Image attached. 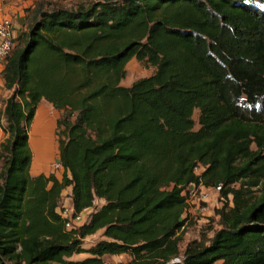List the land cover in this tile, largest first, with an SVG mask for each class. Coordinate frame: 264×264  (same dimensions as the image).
I'll use <instances>...</instances> for the list:
<instances>
[{
  "label": "trees",
  "instance_id": "obj_1",
  "mask_svg": "<svg viewBox=\"0 0 264 264\" xmlns=\"http://www.w3.org/2000/svg\"><path fill=\"white\" fill-rule=\"evenodd\" d=\"M26 25L3 71L0 264H264V0H36ZM134 58L155 72L123 85ZM43 99L61 112L62 179L31 172ZM192 183L227 200L182 253ZM66 188L76 213L104 201L72 230Z\"/></svg>",
  "mask_w": 264,
  "mask_h": 264
},
{
  "label": "rangeland",
  "instance_id": "obj_2",
  "mask_svg": "<svg viewBox=\"0 0 264 264\" xmlns=\"http://www.w3.org/2000/svg\"><path fill=\"white\" fill-rule=\"evenodd\" d=\"M44 1L49 2L54 6L70 8V7H75L79 3L88 4L96 0H44ZM154 72H155L154 67L146 66L134 58L127 64V75L125 79L122 81V84L126 86H130L138 79L148 77L152 75ZM8 93L11 94L10 91ZM42 103L50 105V107L52 106L46 100H43ZM56 111L61 113L59 110H56ZM52 113H54L53 108H52ZM199 114H200L199 110H195L194 115H193V118L196 123L195 129H198L200 127ZM57 139L58 137L56 135V128H55L54 120H52V122L49 124L48 120L46 122L44 119L39 118L35 121L33 126H31L30 144H31V147L33 148L32 149L33 150V161H36L35 159H37L36 162L40 163L39 165L40 168L38 169L36 168L37 166L36 162L34 163L35 166L32 165L31 172L33 175H38L41 173H45L49 175L51 173H57V171H61V169L56 170L53 166L54 162L58 160ZM38 143L39 145H37ZM34 155L36 157L35 159H34ZM197 196L201 197L200 190L198 191ZM69 198H70V188H66L63 193L62 204L70 205L71 200ZM103 203L104 201L102 199H96L94 201L93 207L86 209L84 213L85 214L87 213L90 215L91 212L101 207ZM189 203L190 204H188L187 211L184 214V218H186V224H185V229H184L185 233L183 236V241L180 244L182 253L184 252L187 244L195 239L205 241L208 244L210 238L214 235V233L221 228V225L219 222V216L216 214V211L219 207L223 205V202L215 199L213 201H210V200H208V202L201 201L200 203L193 204L191 200L189 199ZM58 212H59V209H58ZM104 238L105 237L103 236V230L97 232L96 234L87 236L85 239H83V244H82L84 249H86L87 252H84L81 254H74L69 259L81 260V259H84L90 256L89 249L93 247L97 242H99L100 240ZM104 260L106 262H113V263H127L128 261L131 260V256L129 254L107 255L104 257Z\"/></svg>",
  "mask_w": 264,
  "mask_h": 264
},
{
  "label": "built area",
  "instance_id": "obj_3",
  "mask_svg": "<svg viewBox=\"0 0 264 264\" xmlns=\"http://www.w3.org/2000/svg\"><path fill=\"white\" fill-rule=\"evenodd\" d=\"M15 46L16 38L14 36V23L12 19L4 18L0 20V62L6 63L8 56L12 53ZM53 166L56 170L63 169V165L59 159L54 162ZM202 170L203 167L198 166L196 168V173L199 174ZM222 189V184L218 186H205L203 184L197 185L192 183L184 190L183 194L186 196L187 204H190L189 199L193 204L200 203L201 201H213L215 199L225 202L227 199L222 195ZM199 190L201 191V197L197 196ZM59 213L65 222L66 229L68 230H72L83 225L89 218V214L87 213H76L73 203L70 205L62 204L59 208Z\"/></svg>",
  "mask_w": 264,
  "mask_h": 264
},
{
  "label": "crops",
  "instance_id": "obj_4",
  "mask_svg": "<svg viewBox=\"0 0 264 264\" xmlns=\"http://www.w3.org/2000/svg\"><path fill=\"white\" fill-rule=\"evenodd\" d=\"M35 1L36 0H0V20L4 18L12 19L14 23V36L16 38V45L18 44L17 38L20 36L22 32L27 30L26 16L28 14V9L34 6ZM5 64H6L5 62H0V143L3 141V139L6 138V133L2 127L4 120H5L3 117V109H4L5 100L10 95L8 93L9 90H7L4 85L5 80H4L3 71L5 68ZM42 101L38 105L32 126L37 119L41 118V119H44L46 122L48 120L49 124L52 122V120H54L55 128H56L58 118L60 117V113L56 111V109L53 107V105L50 102L49 103L52 105L51 107L50 105L43 104ZM52 108L54 109V113H52ZM57 157L59 159V155H57ZM34 159H35V155H34ZM35 162L36 161H33L32 165L35 166L34 164ZM39 165L40 163H37V166H36L37 169L40 168ZM55 174L59 179H62L61 176L63 174V169H61V171H57V173ZM71 192L72 190L70 188V198L69 199L71 200L70 203H73Z\"/></svg>",
  "mask_w": 264,
  "mask_h": 264
},
{
  "label": "bare ground",
  "instance_id": "obj_5",
  "mask_svg": "<svg viewBox=\"0 0 264 264\" xmlns=\"http://www.w3.org/2000/svg\"><path fill=\"white\" fill-rule=\"evenodd\" d=\"M37 122H38V121H37ZM45 128H46V127H45ZM38 130H39V129H38ZM32 135H33V134H32ZM34 136H35V135H34ZM34 136H32V137H34ZM31 140H32V138H31ZM33 140H34V139H33ZM36 140H37V139H36ZM53 140H54V139H53ZM37 145H39V143H38ZM37 145H36V146H37ZM38 148H39V147H38ZM32 149H33V148H32ZM45 149H46V148H45ZM45 149H44V150H45ZM35 150H36V149H35ZM38 151H39V150H38ZM38 155H39V153H38ZM36 156H37V155H36ZM35 158H36V157H35ZM37 158H38V157H37ZM38 159H39V158H38ZM42 159H43V158H42ZM43 160H44V159H43ZM36 161H37V159H36Z\"/></svg>",
  "mask_w": 264,
  "mask_h": 264
}]
</instances>
